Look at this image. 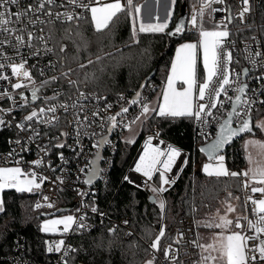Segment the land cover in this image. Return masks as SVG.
Listing matches in <instances>:
<instances>
[{
    "label": "trees",
    "instance_id": "trees-1",
    "mask_svg": "<svg viewBox=\"0 0 264 264\" xmlns=\"http://www.w3.org/2000/svg\"><path fill=\"white\" fill-rule=\"evenodd\" d=\"M141 1L134 0V4L137 6ZM196 2L198 0H175L171 8V20L162 33L137 31L134 37L132 16L127 11L118 14L109 27L102 31L96 30L89 13L73 22L51 24L50 39L62 73L57 83L64 84L70 90L90 89L114 98L121 92L132 95L155 68L154 75L145 86L146 89L149 83L154 85L149 89L150 100L163 86L175 46L183 40L198 39V30L188 28L176 35L168 34L179 15L181 4H186L187 12ZM201 23L203 28L212 26L206 19H202ZM229 26L230 31L234 32L232 35L239 40L258 35L264 53V0H258L254 12L244 25L231 23ZM197 74L198 77L202 75L199 60ZM263 114L264 106L252 115L253 124ZM192 121L193 117H161L153 111L142 121L140 131L132 142L119 140L106 183L91 200L97 211L105 212L108 218L97 219L90 230L74 229L65 235L64 239L77 250L67 256L69 264H146V261L153 259L147 242L158 234L161 222L165 231L160 241L162 252L178 215L193 216L197 226L201 214L213 209L229 192L241 196L239 176H208L196 166L199 157L207 156L198 147L201 141L195 137ZM152 126L159 128L161 138L182 148L189 155L175 183L164 185L167 190L162 193V199L150 187H139L122 179L124 170ZM0 144L3 145V141ZM223 154L229 172L240 171L246 163V154L239 139L233 141ZM159 180L156 175L154 182ZM150 194L155 196L154 202L148 199ZM35 195L36 191L17 192L11 188L1 193L4 210L0 211V264L8 261L5 259L17 246L23 249L25 257L36 264L50 262L45 241L50 236H56V232L41 231L44 217L39 216L40 210L33 208ZM72 199L71 193L61 191L59 206L70 205ZM160 201L165 202L163 209L160 208ZM124 217L129 219L130 227L135 232L129 239L123 238L124 228L118 227L114 231L109 229L112 221ZM157 262L154 259V264Z\"/></svg>",
    "mask_w": 264,
    "mask_h": 264
},
{
    "label": "built area",
    "instance_id": "built-area-1",
    "mask_svg": "<svg viewBox=\"0 0 264 264\" xmlns=\"http://www.w3.org/2000/svg\"><path fill=\"white\" fill-rule=\"evenodd\" d=\"M109 1L113 0H100L101 3ZM84 2L88 3L89 0H84ZM121 2L126 3V0H121ZM257 2L258 0H249L250 11L245 14L243 20L239 17V12L244 7L242 0H223L222 3H213L210 9L205 10L203 16V19L205 18L212 25H227V30L230 35L226 39L225 48L227 51H231L233 57V63L230 65V68L236 73L242 72L244 68L249 69L248 76L241 75L240 81L247 83V96L255 101L251 106V118L254 113L264 106V103H261V101H264V55L261 57L254 56L257 51L263 53L262 42L258 35H252L249 38L239 40L236 36L232 35L234 32L230 31L229 25L231 23L244 25L248 21L251 13L254 12V6ZM30 4L35 8L38 5V0H19L17 5L8 4L6 8L14 13L21 9H26ZM200 8L201 0H198L187 11L186 29L198 30L200 28L201 18L199 16L197 17L198 23L196 27H193L190 23L192 15L198 12ZM212 9H216V11H212ZM3 10L0 9V11ZM49 10L52 12L51 16L47 14ZM65 11L79 14L82 18L89 13V10L69 4L68 0H55L51 5L45 4V8L39 12L28 13L26 17L22 18L20 23L10 25V27L15 28H23L26 25L27 31H32L34 36L44 37L46 47L47 49H51V51H46L45 43L36 39H33L31 42L34 47H22L19 50L20 55H17L16 50L7 44L0 46V50L4 53L3 56H0V63L5 65L3 69H0V76L8 77L7 80L0 79V120L4 122L0 125V142L3 141V145L0 144V147H3L0 149V167L6 168L13 165L20 167L23 175L29 176L28 179L31 178L32 173H35L37 183H40L41 177L46 178L41 183L40 188L35 189L36 195L33 200L34 210L50 212L61 207L58 202L61 191L64 190L71 193L73 202L70 205H73V207L71 211L66 212V210L65 212L69 213V216L75 217L78 223L82 222L87 225L86 228L81 230H90L97 219L106 220L108 218L105 212H93L91 210L92 207H96L93 202L91 203V200L93 197L95 198L101 186L106 183L108 171L113 161L112 156L117 150L119 140L122 139L123 133L128 129L123 125L125 123L131 124L137 116H140L142 104H148L150 101L148 99V93L149 89L154 85L149 83L146 89L144 88L140 94V102L132 104L128 108L127 113L117 117V126L111 130L110 137L107 138L109 142L105 144L98 178L94 183L86 184L84 181L87 178L88 170L92 168L93 157L100 148V146L94 147V145L97 144L101 136L109 132L107 130L109 126L107 117L120 112L122 107H127L131 95L121 92L114 98H108L105 94L102 95L90 89L80 88L70 90L64 84L57 83L62 73L59 61L54 55V45L50 39L49 26L55 23L76 21H66L62 16L57 18L56 13H64ZM206 12L209 13L206 14ZM229 16L232 18L230 23L227 20ZM29 19H38V22L36 24H28ZM12 20L15 21L14 16ZM5 35V33L0 31V38H3ZM25 39H27L26 36ZM12 43H16L14 39ZM37 48L40 49L39 55H32ZM249 53L252 54L251 57ZM5 56L10 57V59H5ZM252 58L256 60L255 65L250 62ZM22 59L27 61L26 69L31 73V82L27 78H18L12 75L10 65L14 63L19 64ZM52 77H57V79L52 80ZM258 77L261 78L258 79ZM44 81H48V83L45 84ZM17 82H21L25 86L19 89L14 88L13 85ZM238 86V83H234L232 87L236 88ZM33 88L39 90L37 93L38 99L36 100L32 99ZM81 93H84L85 96H81ZM235 94V92L229 89V96H235ZM46 97H55V99L46 100ZM97 97H100V99H97ZM220 100L224 101L223 108L218 107L217 109H212V113L214 117L223 119L225 118L226 112L230 110L231 103L225 99L223 94ZM196 103L208 104L210 103V99L206 96L203 101L198 100ZM60 104H67L69 106L68 110L65 111L63 108L58 107ZM73 104L77 106L72 107ZM107 104H111L112 107L106 108ZM52 105L57 106V111L54 115L58 118L52 123L41 122V119H50L53 115L52 113H47L39 118H33L32 121L25 120V117L30 115L33 110L39 112L40 108L47 109ZM81 106H83L82 112L80 110ZM94 111H99V116L93 118L92 113ZM77 114H79L81 120H83L84 116L89 117V121L84 123H89L93 119L95 121L91 124V127L87 128L88 134L82 135L79 138L77 137V128L79 127L76 119ZM101 118L105 120L104 128L100 127ZM243 118L242 115L241 119ZM218 123L219 120L213 119L212 117L208 118L207 124L200 123L193 117L192 127L194 128L195 137L198 141H201L199 145L205 144V142L214 138L218 129ZM20 124H23L24 127H17ZM238 124L239 120H234L233 126H237ZM62 133H67L68 135H62ZM93 133L95 135H92ZM149 137H152L151 144L153 147H159L161 150H165L168 145H171L179 150L180 155L176 158L172 171L166 173L170 179L177 177L181 171L180 169L185 164L184 161L188 160L189 155L182 148L161 138L159 128L156 126L151 127L147 135L142 139L132 160L124 170L125 173L122 179L125 180L124 178L127 176L129 177L128 182L132 185L144 187L151 184L159 188L157 184L160 180L157 183L154 182V177L156 175L159 176L158 172L154 173L152 179L149 180L143 173L134 171L136 163L139 162L140 157L144 154L145 145ZM78 139L79 143H77ZM60 144H63L64 147H57ZM61 154L63 155V159H61ZM37 160L41 161V163H33ZM81 169L85 171L81 172ZM242 180L243 177H241V182ZM251 188L250 184L249 187L245 188L244 183H242L240 197L242 205L245 208V213L239 217V223L243 225V228L239 229V231L244 235L255 234L254 230L248 228V220H251L253 223L257 220V216L253 212L255 205L248 200V197H252L253 199L264 198V194L253 193ZM45 197L48 199L45 200ZM159 197L162 199V193H159ZM37 203L41 207H36ZM49 204L52 207H49ZM82 216L84 217L83 221L80 220ZM245 217L247 219H244ZM162 225L163 223L161 222L158 234ZM118 227L124 228V239H129L135 235L134 230L130 227L129 219L126 217L121 218V220L112 221L109 225V229L116 230ZM173 227L169 238L163 246L164 250L171 245L169 258H165L164 251L161 252L152 249L151 240L147 242L150 256L158 261L157 264H197L201 259L202 252L201 248L197 247L200 243L198 241L197 226H195L194 217L180 214L176 218ZM74 229H80L76 223L70 226L67 233L63 231L56 232V236L47 238L45 241L46 248V242H58L60 240L65 241L66 247L71 246L64 238L66 234H70ZM260 239L264 240V234H260ZM259 242L257 240L249 241L248 243L249 245H253ZM49 255L51 260L48 264H60L62 253L53 252L49 253ZM173 256L175 257L174 261L172 259ZM66 259L68 260L67 257ZM5 260H8L5 264H36L27 256H24L23 249L20 246H17L15 251L9 254ZM258 264H264V262H258Z\"/></svg>",
    "mask_w": 264,
    "mask_h": 264
},
{
    "label": "snow or ice",
    "instance_id": "snow-or-ice-1",
    "mask_svg": "<svg viewBox=\"0 0 264 264\" xmlns=\"http://www.w3.org/2000/svg\"><path fill=\"white\" fill-rule=\"evenodd\" d=\"M55 0H38V5L33 8L30 4L26 9H21L17 12H10L6 5L13 4L17 5L19 0H0V9H4L0 11V31L5 33L6 35L3 38H0V46L9 45L16 50V54L20 55V49L24 46L34 47L32 45L33 39L39 40L45 43L46 51H51V49H47L46 42L44 37L34 36L32 31H27V26L23 28H15L10 27L13 23H20L23 17H26L30 12H39L45 8V4H53ZM175 3V0H172ZM223 0H201V8L198 12H195L191 17V25L193 27L197 26V17L203 19L204 13L206 9H210L213 3H222ZM68 3L74 5L76 7L84 8L91 12L92 21L95 24L97 31H102L109 27L110 23L114 20V18L118 17V14L127 11L130 16L133 18V36L137 35V31L140 33H162L167 28V22L165 23H143L142 21L139 23V27L137 29L136 19L139 16L141 11L139 6L134 4V0H126V3H122L121 0H114L111 3H101L100 0H89L88 3H85L84 0H68ZM244 7L239 12V17L243 20L246 13L250 11L249 0H242ZM97 5V6H93ZM212 11H216V9H212ZM49 16L52 15L51 10L47 13ZM15 17V21L12 20V17ZM57 18L61 16L66 21L79 20L82 17L79 14H75L74 12L65 11L64 13H56ZM231 17L227 18L228 22H231ZM37 20L29 19L28 24H36ZM218 30H205L203 28L202 23L200 24L199 31V42L198 43H184L181 44L176 51V58L172 62L171 70L167 78V85L163 91V104L159 106V111L157 115L161 117L170 116V117H194L198 122L207 124L208 118L212 117L213 119H218V132L215 136V139L210 143L206 149L202 148L201 151H206L209 155L210 159H214L217 161L215 165L213 164H205L203 166V171L208 176H240L243 175L245 177H249V173H251L250 179L259 185H264V167H258L256 169L249 168L245 170L243 173L229 172L224 165L225 157L223 155H218L219 151L225 147V145L229 144L235 137H237L241 133L251 132V106L255 103L254 100L247 96L248 85L240 81V76L243 75L245 77L248 76L249 69L244 68L242 72L236 73L233 69L230 68V65L233 63V57L231 51H227L225 48V42L227 37L230 35L227 30V25L223 24L222 26H217ZM184 31V22L181 21L174 32L170 33V35H176L182 33ZM25 36L27 39H25ZM13 39L15 40V44L12 43ZM202 50L203 53V68L205 72V76L203 78V82H200L197 74V52ZM63 51V48L61 49ZM40 49H35L32 55H39ZM4 53L0 50V56H3ZM264 53L259 51L255 52V57H261ZM251 57L252 54L249 53ZM5 59H10V57L5 56ZM250 62L255 65L256 60L252 58ZM27 61L22 59L19 64H11L12 75L18 78L23 77L27 78L30 82L32 81L31 73L26 69ZM5 67L4 64L0 63V69ZM64 75H67L65 73ZM261 77H258V79ZM0 79L7 80V76H0ZM52 80H56L57 77H52ZM182 81L183 84H186L187 87L183 89V91H177L175 88L176 81ZM45 84L48 81H44ZM70 84H75L74 81H69ZM238 83L239 86L233 88V84ZM23 85L21 82H17L13 85L14 88H22ZM231 89L235 92V96H229L228 91ZM38 89L33 88L32 90V99H38L37 93ZM194 91L196 95L194 96ZM225 97L227 101L231 103V110L226 112L225 118L219 119L213 116L212 109L223 108L224 101L220 100L221 95ZM81 96H85L84 93H81ZM208 96L210 99V103H194L195 100L203 101L205 97ZM140 93H136V98L130 101L131 104H137L140 102L139 100ZM86 98V97H85ZM123 98V97H121ZM46 100H53L55 97H46ZM100 99V97H97ZM264 103V101H261ZM76 104H73L72 107H76ZM58 107L63 108L65 111L68 110L67 104H60ZM111 104H107L106 108H111ZM81 112L83 111V106H81ZM57 111V106L52 105L47 109L40 108L39 112L33 110L30 115L25 117V120L32 121L33 118H39L47 113H52L50 119L44 120L41 119L42 123H52L58 118L54 115ZM150 111H156L155 109H150L147 103L142 104V112L140 116H146ZM128 112V108L122 107L120 112L116 113L113 116L107 117L108 128L107 130L111 132L113 128L117 126V117L122 116L123 114ZM243 115V119L241 116ZM93 118L99 116V111H94L92 113ZM140 116H137L131 123H136V121L140 120ZM77 124L79 127L77 128V137L79 138L82 135H87V128L91 127V124L94 123V119L89 123H84L89 121L88 116H84L83 120H81L79 114H77ZM234 120H239V124L236 127H233ZM4 122L0 120V125ZM105 120L101 118L100 127L104 128ZM125 128L131 130V124L125 123L123 125ZM19 128H23L24 125H17ZM257 127L264 130V122H260ZM62 135H68L67 133H62ZM92 135H95L93 133ZM152 137L148 138V141L145 145L144 154L140 157L139 162L136 163L134 171L138 173H143L145 177L149 180L152 179L154 173H159L160 184L159 188L153 187L152 192L154 194H159L165 192L167 189L164 185H170L175 183V179H170L166 173L172 171L173 164L176 161V158L180 155L178 149L174 148L171 145H168L167 149L161 150L159 147H153L151 144ZM106 137L101 136L100 140L97 142L94 147L102 146L103 144L108 143ZM132 142V141H129ZM17 143H19L17 141ZM79 143V139L77 140ZM247 145H252L260 149L261 152H264V142L258 140H249L246 142ZM57 147H64L63 144L57 145ZM163 157V159H161ZM97 158H99L97 156ZM61 159H63V155L61 154ZM249 161L251 162L252 156L249 154ZM95 161H93L94 163ZM35 164H40L41 161H34ZM186 164L187 161L185 160ZM159 166V167H158ZM84 169H81V172H84ZM182 171V169H181ZM22 169L20 167L14 168H0V193H2L5 189L11 188L15 189L17 192H32L34 188L38 189L43 182L44 177L40 178V183H37V177L35 173L31 174V178L21 179ZM98 170L95 168H91L88 170V175L86 180L84 181L86 184H91L93 180L97 177ZM126 181L129 180V177L125 176ZM244 187H249L248 181H245ZM251 191L253 193H261L264 194V186L260 187H252ZM231 195V193L229 194ZM45 200L48 198L45 197ZM248 200L252 202L255 207L253 208V212L257 216V220L253 223L251 220H248V228L254 230L253 235H244L241 231H231L230 234H225L230 230V227L233 224L231 219H228L227 215L219 216V223L216 224H208L207 227H216L222 228L225 232H221L217 236V245L209 244V245H197V247L203 248L205 251L209 249L218 252V256H213L210 253L208 255H202L200 261L197 264H215L217 260L222 261L223 264H258V262H264V240L260 239V234H264V198L253 199L252 197H248ZM52 207L51 204L48 205ZM36 207H41L39 203H37ZM165 207V202L160 201V208L163 209ZM3 200L0 199V211H3ZM93 212L97 211L96 207H92ZM235 209L229 204L227 207V212H234ZM103 215V214H101ZM244 219H247L245 217ZM80 220L83 221L84 217H80ZM76 223L77 227L80 229L86 228L87 225L85 223H78L76 218L73 216H65L59 219H52L44 221L41 231L45 233L49 232H58L61 231L58 228L59 225H63L62 231L67 233L70 229V226ZM127 223V221H125ZM235 227L237 229H242L243 225L239 223V218L235 223ZM110 231H114V229H110ZM165 231L162 227L159 234L155 237L151 244V248L160 251V241L164 236ZM182 235V234H181ZM260 242L258 244L249 245V241H257ZM47 248L46 251L48 253H62L60 257V264H69V261L66 257L70 252L77 251L75 248L71 246H65V241L60 240L58 242H46ZM165 258H169L171 245H169L164 250ZM258 253V255H257ZM173 261L175 257H172ZM146 264H154V258L152 260L146 261Z\"/></svg>",
    "mask_w": 264,
    "mask_h": 264
},
{
    "label": "rangeland",
    "instance_id": "rangeland-1",
    "mask_svg": "<svg viewBox=\"0 0 264 264\" xmlns=\"http://www.w3.org/2000/svg\"><path fill=\"white\" fill-rule=\"evenodd\" d=\"M159 0H142V4H140V13L139 16L136 19V25L139 26V23L142 21L143 23H159L161 20H157V16H155L154 11L159 13L157 15L160 16V19L163 16V6L167 4V11L169 13H171V8H172V0H161V2L158 4ZM166 1V3H165ZM114 2L113 1H109V2H104V3H111ZM158 5V6H157ZM169 5V6H168ZM93 6H97V5H93ZM159 7L158 11L157 8ZM156 8V9H155ZM209 12H206V14H208ZM89 15H91V12L89 11ZM151 17L153 18V20H151ZM132 27H133V18H132ZM217 24L214 26H211L210 28H206L205 30H218L217 28ZM200 27V24H199ZM151 100V99H150ZM142 118V117H141ZM140 118V120H141ZM260 122H264V114L260 116V118H258L255 123L253 124L256 128V126L260 123ZM140 124L138 123V121H136V123H131V130L127 129L126 132L123 133L122 139L123 140H133L139 133L140 128H139ZM255 131H257V133L255 132L254 134H250L247 133L246 135L242 136L239 140H241V144L242 147L244 148V154H246V163L245 165L242 167V169L239 170H234L231 172H236V173H243L245 170L252 168V169H256L258 167H264V152H261L259 148L252 146V145H247L246 146V142H248L249 140H258L261 142H264V130H261V128L257 127V130L255 129ZM249 154H251L252 156V160L251 162L248 159ZM218 155H223L225 157V155L223 153H219ZM217 163L216 160L214 159H209L208 157H199V159L196 161V166H198L202 171H203V166L205 164H213L215 165ZM224 165L226 166L225 160H224ZM10 168H14L17 166H8ZM2 168V167H1ZM228 170V169H227ZM229 171V170H228ZM204 172V171H203ZM205 173V172H204ZM23 177H27L29 178V176H25V175H21ZM241 177H243V180L241 182ZM251 177V173H249V177H245L243 175H240V183H245V181H252L250 179ZM251 184V183H250ZM158 187L161 186L160 182H158ZM148 187H150V190L152 191V188L154 187L153 185L149 184ZM251 187H260L259 184H255L252 185ZM231 193V195H229ZM159 196V194H156ZM231 205L235 211L234 212H227V207L228 205ZM64 213V212H63ZM245 213V208L242 205L241 202V198L239 197V194H236L235 192H229L226 196V198H222L220 200V202L210 211L201 214V216L197 219V230H198V241L200 243V245H209V244H213V245H217V236L218 234H220L221 232H225L224 229L222 228H216V227H207L206 225L208 224H216L219 223V216L222 215H227L228 219H231L233 221L232 226L230 227V230L228 232H225V234H230L231 231H239V229H237L235 227V223L237 221V219L243 214ZM65 216H69V213H64L62 214H56V215H51L50 217H44V219L41 221V227L44 223V221L46 220H52V219H59ZM58 228L61 229V231L58 232H62L63 229V225H59ZM155 238H153L151 240V242H153ZM218 246V245H217ZM201 248V247H200ZM201 252L202 255H208L209 253L213 256H218V252L213 251L211 249H209L208 251H205L203 248H201ZM209 264H212V262H209ZM215 264H223L222 261L217 260L215 262Z\"/></svg>",
    "mask_w": 264,
    "mask_h": 264
},
{
    "label": "water",
    "instance_id": "water-1",
    "mask_svg": "<svg viewBox=\"0 0 264 264\" xmlns=\"http://www.w3.org/2000/svg\"><path fill=\"white\" fill-rule=\"evenodd\" d=\"M186 20H187V12H186V4L185 3H182L181 6H180V9H179V15L177 16L176 20L174 21V24L173 26L171 27V29L168 31V34L170 35V33L174 32V30L176 29L177 25L183 21L184 22V31L186 30ZM183 31V32H184ZM155 73V68H153L152 72L150 75L146 76L145 79H143L141 81V83L139 84L140 86L132 93V95L130 96V101L134 98H136V93L139 92L141 94V92L143 91V89L145 88L146 86V82L149 78H151ZM132 104L129 102L128 106L126 108H129ZM230 110H231V107H230ZM229 110V111H230ZM251 118V117H250ZM233 127H236V126H233ZM251 127H252V131L251 132H245V133H241L239 134L237 137H235L229 144L225 145V147L223 149H221L219 151V153H223L232 143L233 141L237 140V139H240L242 136L246 135L247 133H250V134H254L256 131H255V126L253 125V120L251 118ZM217 132H218V129H217ZM216 132V134H217ZM216 136V135H215ZM215 136L214 138H212L211 140L205 142V144H202L201 146H199V149L201 151L202 148L206 149L207 146L212 143V141L215 139ZM104 137L106 138H109L110 137V132H108L107 134L104 135ZM104 148H105V144H103L102 146H100L98 152L94 155L93 157V161H95L94 163L92 162V168H95L98 170V175H99V169H100V164L102 162V154H103V151H104ZM203 153V155H206L208 158H209V155L206 151H201ZM218 153V154H219ZM97 156L99 158H97ZM210 159V158H209ZM98 175L97 177L93 180L92 183H94L97 178H98ZM91 183V184H92ZM148 199H150V201L154 202L156 199H155V196L153 194H150ZM73 207V205H66L64 207H58L54 210H51L50 212H40L39 216L41 217H50L51 215H56V214H59V213H63L64 211L66 210H71Z\"/></svg>",
    "mask_w": 264,
    "mask_h": 264
},
{
    "label": "crops",
    "instance_id": "crops-1",
    "mask_svg": "<svg viewBox=\"0 0 264 264\" xmlns=\"http://www.w3.org/2000/svg\"><path fill=\"white\" fill-rule=\"evenodd\" d=\"M161 2V0H159L158 1V4ZM165 3H166V1H165ZM140 4H142V1L137 5V6H139L140 7ZM158 6V5H157ZM157 6H156V8H157ZM169 6V5H168ZM155 8V9H156ZM167 4H166V6L164 5L163 6V16H162V18L160 19V14L159 13H157V12H155L154 11V14H155V16H157V20H161L159 23H165V22H167V25L169 24V22H170V20H171V13H170V11H169V13H168V11H167ZM158 9H159V7L157 8V11H158ZM157 14H159V15H157ZM205 19V18H204ZM151 20H153V18L151 17ZM208 21V20H207ZM212 25V24H211ZM212 26H214V25H212ZM139 26H137V28H138ZM206 28H210V27H204V29H206ZM199 31H200V28L198 29V39L197 40H192V39H187V40H183V41H180L176 46H175V48H174V51H173V58H172V60H171V63H170V66H169V71H168V74H167V76H166V79H165V81H164V83L162 84L163 86L161 87V89H160V92H158V94H156L155 96H153L152 98H151V100L148 102V105H149V107H150V109H155L156 110V113L159 111V106L161 105V104H163V91H164V89H165V87H166V85H167V78H168V75H169V73H170V70H171V66H172V62L175 60V58H176V51H177V48L181 45V44H184V43H198L199 42V39H200V36H199ZM198 60L200 61V65H201V69H202V75H201V77H198V79H199V81L200 82H203V78H204V76H205V72H204V68H203V53H202V50H199L198 49V52H197V62H198ZM175 88H176V90L177 91H183V89L184 88H186L187 87V85L186 84H183V82L182 81H176L175 82ZM196 95V93H195V91H194V96ZM196 101H198V100H195L194 101V103H196ZM151 112H153V111H150L146 116H140V118H141V120H139L138 121V123L139 124H141L142 123V121L145 119V118H147V116L148 115H150V113ZM140 127V126H139ZM1 168V167H0ZM6 168H10V167H6ZM21 179H25V177H23V176H21L20 177ZM249 184L251 183L252 185H255V184H257V183H255L254 181H250V182H248ZM250 184V185H251ZM35 189L36 188H34L33 189V191L32 192H35ZM241 189H242V183H241ZM0 199H1V193H0ZM51 220V219H50ZM197 233H198V230H197Z\"/></svg>",
    "mask_w": 264,
    "mask_h": 264
}]
</instances>
